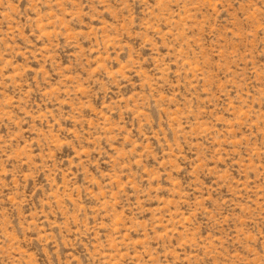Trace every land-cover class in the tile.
<instances>
[{
	"label": "rangeland",
	"instance_id": "rangeland-1",
	"mask_svg": "<svg viewBox=\"0 0 264 264\" xmlns=\"http://www.w3.org/2000/svg\"><path fill=\"white\" fill-rule=\"evenodd\" d=\"M0 264H264V0H0Z\"/></svg>",
	"mask_w": 264,
	"mask_h": 264
}]
</instances>
